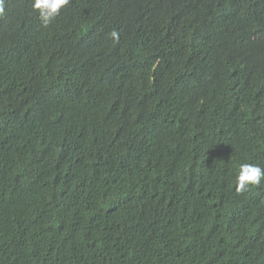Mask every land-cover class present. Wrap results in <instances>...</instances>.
I'll use <instances>...</instances> for the list:
<instances>
[{"label":"trees","instance_id":"1","mask_svg":"<svg viewBox=\"0 0 264 264\" xmlns=\"http://www.w3.org/2000/svg\"><path fill=\"white\" fill-rule=\"evenodd\" d=\"M5 9L0 264H264V0Z\"/></svg>","mask_w":264,"mask_h":264},{"label":"clouds","instance_id":"2","mask_svg":"<svg viewBox=\"0 0 264 264\" xmlns=\"http://www.w3.org/2000/svg\"><path fill=\"white\" fill-rule=\"evenodd\" d=\"M5 2L6 0H0V17L6 14ZM70 2L71 0H31V8L38 13L41 22L47 26ZM109 36L114 41L119 40V33L116 30L111 31ZM262 179H264V168L250 163L241 164L235 178V191L237 193L245 192L251 186L259 185Z\"/></svg>","mask_w":264,"mask_h":264}]
</instances>
